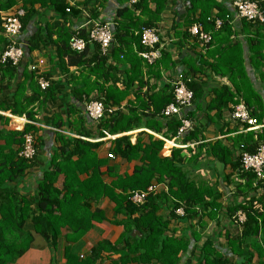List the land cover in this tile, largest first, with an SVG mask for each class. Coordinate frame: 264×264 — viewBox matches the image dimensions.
<instances>
[{
    "label": "trees",
    "instance_id": "trees-1",
    "mask_svg": "<svg viewBox=\"0 0 264 264\" xmlns=\"http://www.w3.org/2000/svg\"><path fill=\"white\" fill-rule=\"evenodd\" d=\"M22 1L29 5L21 18L22 32L27 29L38 14L39 11L34 7L37 2H41L43 5L47 2L54 4L55 10L63 19L61 22L45 24L42 30L43 35L39 37V41L44 46L54 45L53 66L54 69H59L62 72L64 78H60V76L53 79L51 72H41L39 67L34 64L30 67L22 66L26 55L40 45L38 41L37 43L30 42L26 48L24 47V56L19 63L15 64L12 60L2 62L1 55L7 44V39L0 18V93H13L12 100L15 101L12 103L7 98V103L4 102L3 105H0L1 108L9 109L15 115L25 114L31 120H37L35 114L40 108L50 103H56L61 93H74L77 100L85 103L92 97V99H101L107 104L120 105L121 101L130 94L135 81H138L136 104L137 107L142 106L141 108L147 109V111L141 112L137 107H131L128 111L118 109L113 114L101 119L99 126H103L105 130L113 134L127 132L141 124L145 118L146 125L152 130L162 132L163 128L167 126V132H171L173 136L177 134L181 121L175 116L167 118L161 114L163 108L173 101V85L172 92L169 93L166 90L170 89V84L164 85L163 89L158 92H143L146 84L144 76L147 73L145 69L149 74L154 72L155 76H159L160 66H168L170 56L166 50H162L161 55L153 63H149L138 53L146 49L141 43L142 30L152 26L154 21L158 20L169 0H137L132 4V8L129 6L119 8L115 33L118 46L113 48L112 43L108 54L103 53L100 44L90 42L89 35L84 30L74 33L73 36L85 38L86 48L81 52L72 49L70 41L73 36L66 25V20L68 16L70 17L72 9L67 0ZM15 3L16 0H1L0 9H9ZM150 3H155L154 11L150 9ZM260 3L264 8V2ZM214 8H217L218 11L215 16H212ZM139 9L141 14L136 17L135 11ZM198 9L201 10L199 17L196 20H189L187 23L189 26L195 22L201 23L203 29L210 33L212 40L206 44L205 48H201L197 40L200 50L204 53L200 51L196 57L189 56L190 62L189 58L185 60L187 69L184 73L194 76L197 72L208 68L217 75L228 78L229 84H222L216 88L215 96L208 105L210 109H217L216 118L222 119L227 111L228 113L231 111L230 105L236 103L235 96L238 93L252 109V115L259 121H263V100L247 72L243 45L240 39L232 40L231 36L238 31L237 29L246 34L244 40L248 46L246 54L250 66L258 72L264 85V24L246 18H239L237 22L234 9L231 11V8L225 4L221 5L215 0H191L190 12L195 13ZM143 15L149 19L143 20ZM217 19L222 20L221 27H217ZM190 33L186 31L184 35L189 37ZM134 45L137 47L136 49H134ZM111 57L116 63L109 62ZM73 67L81 69L79 74L71 73ZM19 70L23 72V81H19L17 78ZM41 78L50 79V85L46 89H42L40 86ZM14 82L15 85H13ZM118 82L124 84L125 87L120 88L117 85ZM188 86L194 91V100H196V96L199 97L203 93V85L195 79H192ZM28 88L32 93L29 96L24 95ZM93 93L95 95L92 96ZM35 104H37V110L32 107ZM189 112L188 110L187 117L192 119L191 112ZM56 117V125L61 127L62 119L60 117L62 116L56 114ZM161 119L168 120L165 122V126L163 121H160ZM198 128L195 125L193 130L185 135L184 140L198 138ZM32 129L34 126L28 123L24 131H9L12 137L11 142L18 141L21 147L15 153L11 149L10 156H6L4 162L0 164V189L9 190L1 197L0 203V264L14 262L26 253L32 244L33 231L44 235L50 247L55 250L59 247L62 237L61 229L64 226L69 228L66 238L79 239L93 226L92 220H103L100 211L89 215L84 213L80 192H85L86 188H91V186L89 184L76 187L73 182L74 177L70 174L67 175L62 190L56 187L57 171H46L33 196L20 194L18 190L11 187L10 183L21 177L37 157V143V151L32 159L20 155L24 136L32 132ZM238 129L239 125L234 130L226 128L224 133H236L239 131ZM232 139L237 146L242 145V151L253 152L258 141L264 140V132H237ZM73 140L70 141L80 148L67 151L68 160L71 162V157L78 154L80 161L74 163V167L78 168L81 163H85L81 172L92 169L95 172V177L99 176V166L103 161H88L87 154V148H93L96 144L79 139ZM115 143L113 152L123 159L132 160L141 157L144 161L140 166H136L131 175L117 176V180L112 185L108 186L102 181L99 183V193L109 195L113 199L116 204V213L125 214L126 218L119 222L124 226V232L115 243L107 240L99 242L93 247L92 255L86 258H79L73 252L72 244L67 245L63 252L67 259L66 264H96L103 252H114L120 255L118 261L113 264H234L233 259L216 244L213 237L205 238L201 231L194 229L191 232L194 241H191L190 236L178 237L171 230L172 220L176 218L185 221L198 219V226L204 227L207 218H217L221 207L220 194L214 188L205 183H197L190 178L185 169L184 151L174 148L171 155H160L164 141L156 139L154 136H151V142L146 146L139 140L135 144L131 143L130 137L126 135L117 138ZM199 147L198 152L189 158L190 161L193 162L203 150L207 155L214 156L223 164L229 162L236 166V170L240 168V159L237 163L234 162L233 149L224 144L222 140L218 139L211 144L202 143ZM156 176H158V182L166 183L168 190L149 195L143 205L134 204L130 200V193L146 189ZM241 178L246 181L245 184L240 183L241 185L238 187L245 188V190L261 187V184L254 183V176L249 172H243ZM254 200L255 198L252 197L249 203L236 204L229 211L230 215H233L241 208L247 217L239 236H226L229 241V250L234 255L240 253L243 245L247 250L246 255L243 256L244 263L241 261L237 264H254L255 252L264 254V204L259 202L260 206L258 207V204L253 202ZM180 209L185 210L182 217L178 215ZM164 210H167V214L163 212ZM28 220L30 226L26 225ZM135 230L140 233L134 235ZM251 234L260 235L261 241L246 243L245 238L247 239V236ZM72 242L76 241L69 240V243ZM189 252L196 256L194 257L195 263L192 262L191 257H188Z\"/></svg>",
    "mask_w": 264,
    "mask_h": 264
},
{
    "label": "crops",
    "instance_id": "crops-1",
    "mask_svg": "<svg viewBox=\"0 0 264 264\" xmlns=\"http://www.w3.org/2000/svg\"><path fill=\"white\" fill-rule=\"evenodd\" d=\"M1 1V0H0ZM89 1V2H88ZM137 0H126L122 2L121 0H67L72 12L70 17L68 16L66 20V25L69 28L72 36L74 33L84 30L86 34L90 29L91 24H88L89 15L91 19L96 21H101L110 26L114 33L113 48L118 46V42L115 38L116 26L118 22L117 10L124 6H129L132 8V4ZM221 5H226L228 8L231 6L232 0H215ZM264 2V0H257ZM150 9L154 11L155 3H150ZM29 7L22 0H16V3L9 9H2L4 11L12 12L16 9H23L25 12ZM34 7L39 11L32 22L29 24L27 29L21 33L20 40L22 41L23 47H27L30 42L37 43L40 45L26 55V59L23 60V67L25 65L29 66L34 64L37 65L41 72H51L53 79L58 77L64 78V75L59 69H54L55 58V47L54 45L44 46L39 37L43 35V28L45 24H53L56 21H63L61 16L55 10V5L52 3L41 4L37 2ZM191 0H169L168 4L163 13L159 15L158 20L154 21V24L150 27H156L160 33L161 42L158 46V51L166 50L169 54V65L160 66V75L155 76L154 72L148 73V70L144 76L146 82L143 92L144 93H154L163 89L164 85L170 84V89L166 90L167 93L172 92V83L174 77L180 73L185 72L187 69V64L185 60L189 56L196 57L200 53V48L196 37L192 36L190 33V27L188 25L189 20H196L199 17L200 9L195 11V13L190 12ZM218 9L214 8L212 16H215ZM141 14V10L135 11V16L138 17ZM235 16V13H234ZM143 20H148L146 15L142 16ZM235 21H239L235 17ZM197 23V22H195ZM240 24V22H239ZM239 28V27H237ZM234 32L231 36L232 40L240 39L245 52V63L247 66V72L251 78L254 87L258 89L260 96L262 97L264 104V85L260 80L258 72L250 66L247 52V43L245 42L246 34L240 29ZM188 31L190 36H185L184 33ZM137 47L134 45V49ZM92 52V51H91ZM141 52V51H140ZM140 52H138L140 54ZM204 53L203 51H201ZM109 62L116 63L113 57L109 59ZM190 62V58H189ZM81 69L77 67L71 68V73H78ZM22 71L19 70L18 80H24L22 76ZM120 76V74H119ZM191 76V75H190ZM197 82L203 85V93L201 96H196L194 104L189 107V111L192 115V120L194 126L197 125L199 128L198 138L184 140V137L179 139V142L193 144L200 142L199 145L194 147L191 145L185 155V169L189 173L191 179L195 180L197 183H205L206 185L214 188L220 194V211L217 218L206 219L204 227L198 226V219H191L185 221L183 219H173L170 225L171 230L178 237L182 235H188L191 237L192 230L196 229L203 233V236L207 238L208 236L213 237L220 247L228 253V256L233 259V263L237 264L243 261L246 255V248L243 245L240 249V253L234 255L230 251L229 241L227 235L231 237H237L241 234L243 230V223H238L234 220V215L243 209L239 208L235 214L230 215V209L236 204H246L255 198L253 201L255 204L260 206L259 202L264 204V192L258 189H246L238 187L234 181V176L236 173V166L229 162L221 163L214 156L207 155L206 151L202 150V153L192 162L189 160L194 156L200 149L202 143L211 144L216 140H222L224 144L228 145L233 149V160L237 163L239 161V154L242 150V145H236L232 138L236 135L234 132L224 133L226 128L234 130L235 123L231 121L228 111L227 114L223 115L222 119L216 118L217 109H210L208 107L211 100L214 98V90L222 84H229L227 77H222L209 70L204 69L202 72H197L192 76ZM17 81V79H16ZM15 85V82L14 84ZM120 88H124V84L118 82L117 84ZM138 88V81H135L130 94L121 101V110H129L131 107H137L136 93ZM31 91L28 88L27 93L24 95H31ZM95 93L92 94V96ZM13 93H0V105L4 102L7 103V98L13 102ZM237 97H241L236 93L235 100ZM92 99V97H91ZM5 103V104H6ZM68 103V105H67ZM37 110V104L32 106ZM71 107V108H70ZM142 106H138L137 109L141 112H146L147 109H142ZM189 112V113H190ZM56 114L61 115L62 125L57 127ZM0 164L4 162L6 156H10L12 151L18 152L21 144L18 141L11 142V134L9 131H24L28 123L34 126L31 131L34 132L36 137V143L38 147L37 157L30 163L29 167L26 169L24 174L19 177L16 181L11 182L10 185L16 191L18 190L20 194H27L33 196L37 192V185L41 179H43L46 171L55 172L57 171V181L56 187L59 189L64 188V183L68 174L74 177V184L76 187L89 185L85 192H80V198L82 199V209L86 215L100 211L102 214V219L99 221L92 220L93 226L88 229V231L79 239L76 238H66L69 232L68 226H64L62 230V237L60 238L59 247L53 250L47 238L41 233L35 231L32 232V244L26 253L20 256L16 261L9 264H66L67 259L64 257L63 252L67 245L72 246V250L79 258H86L92 255V249L95 245L103 240H107L111 243L117 242L123 232L124 226L119 222L126 218L123 213H116V204L109 195H101L99 183L106 185H112L114 181L117 180V176L131 175L136 166L143 164V159L134 158L132 160L123 159L121 156L113 152L116 146L115 140L124 135L130 137L131 143L135 144L138 140L143 143L144 146L151 142V136L156 139L162 140L160 137H173L171 132H167L166 128H163L162 132H156L146 125V119L144 118L142 123L127 132L121 133H110L105 130L103 126H99L100 122L92 120L85 113V102L79 101L75 97L74 93H61L59 98H57L56 103H50L47 106L40 108L35 118L37 120H31L25 114L22 116L15 115L9 109H4L0 107ZM30 121V122H29ZM163 121L164 126L165 122ZM225 127V128H224ZM260 132H264L262 129ZM168 133V134H167ZM2 135V136H1ZM171 136V137H170ZM175 136V135H174ZM255 136V135H254ZM74 139V140H73ZM75 139L88 141L95 143L96 146L93 148H87L88 151V161H103L99 166L100 175L95 177V172L92 169L88 171L81 170L85 167V163H81L78 168L74 167V163L80 161V156L74 154L71 157V162L68 160L66 153L73 149H79V146H75ZM71 140V141H70ZM205 141V142H203ZM11 143V144H10ZM165 144V143H164ZM172 143L168 142L167 145H163L160 155L169 156L172 153L167 146H171ZM169 152V154H164V152ZM114 154L113 158L108 157V154ZM18 157V156H17ZM187 157V158H186ZM73 162V163H72ZM157 177L152 181V183L159 184L157 193L168 190L166 183L158 182ZM245 184V183H244ZM244 186V185H242ZM238 188L244 190L240 191ZM119 191V190H116ZM9 190L0 189V203L1 197H3ZM156 193V194H157ZM62 196V195H61ZM248 201V202H247ZM262 204V203H261ZM184 209V208H183ZM180 209L178 215L182 217L185 210ZM164 213L167 210L163 211ZM167 214V213H166ZM100 215V214H99ZM1 219V214H0ZM247 219V217H246ZM245 219V221H246ZM30 221L28 220L26 225L30 226ZM69 240H74L76 242L69 243ZM261 241L260 235H249L246 243H252V241ZM191 241H194L191 237ZM69 243V244H68ZM229 251V252H228ZM192 252V251H191ZM189 252L188 257L192 258V262L195 263L196 260L193 255ZM120 255L114 252H103L102 256L97 260L96 264H113L117 262ZM242 259V260H241ZM260 259V260H259ZM253 261L254 264L264 263V254H259L255 252ZM244 263V261H243Z\"/></svg>",
    "mask_w": 264,
    "mask_h": 264
},
{
    "label": "built area",
    "instance_id": "built-area-1",
    "mask_svg": "<svg viewBox=\"0 0 264 264\" xmlns=\"http://www.w3.org/2000/svg\"><path fill=\"white\" fill-rule=\"evenodd\" d=\"M232 7L235 11L236 18H246L254 22L264 24V8L262 4L257 0H233ZM69 10V9H68ZM25 11L23 9H16L12 12L4 11L0 9V18L2 21V27L4 35L7 39V44L1 55L2 62L12 60L17 64L24 56V47L20 40L22 33V21ZM88 24H91L88 31L89 41L100 44L104 54H108L114 41V33L110 26L101 21L88 18ZM222 20L217 19V27H221ZM190 32L200 43V47H206L207 43H210L212 37L210 33L203 29L201 23H195L190 27ZM161 38L160 33L156 27H146L141 32V43L146 48L140 52V55L146 59L149 63H153L159 56L158 46L160 45ZM70 45L72 49L79 52L86 48L87 41L83 37L74 35L71 38ZM193 77L186 75L184 72L178 73L173 79V101L166 105L161 114L164 117H177L181 121V126L175 136L160 137L164 141L166 146L168 142L172 145L168 148L170 151L174 148L186 150L192 145H199L200 142L193 144L179 142V139L183 138L187 133L193 130L194 123L192 119L187 117V111L189 107L194 104L195 94L194 91L189 88L188 84L192 81ZM42 89H46L50 85V79L41 78L39 80ZM231 111L229 116L231 121L235 123V126L239 125V131H255L260 132L264 129V120L259 121L258 118L252 115V109L248 107L245 100L242 97L236 98V103L230 105ZM121 106H114L107 104L101 99H91L85 103V113L92 120L100 122L101 119L113 114ZM236 132V133H237ZM24 144L20 155L27 159H32L36 154V137L33 132H29L24 136ZM205 142V141H203ZM240 156V168L236 171L234 181L236 184H244L246 180L241 178L243 172H249L254 176V183L261 184L260 190L264 192V140H259L256 149L253 152L242 151ZM108 157L113 158L112 153L108 154ZM159 184L152 183L144 190H136L130 193V200L137 205H143L148 196L157 193ZM180 211V210H178ZM245 211H239L234 215V220L239 223L245 222Z\"/></svg>",
    "mask_w": 264,
    "mask_h": 264
},
{
    "label": "water",
    "instance_id": "water-1",
    "mask_svg": "<svg viewBox=\"0 0 264 264\" xmlns=\"http://www.w3.org/2000/svg\"><path fill=\"white\" fill-rule=\"evenodd\" d=\"M140 232L138 230L134 231V235L139 234Z\"/></svg>",
    "mask_w": 264,
    "mask_h": 264
},
{
    "label": "rangeland",
    "instance_id": "rangeland-1",
    "mask_svg": "<svg viewBox=\"0 0 264 264\" xmlns=\"http://www.w3.org/2000/svg\"><path fill=\"white\" fill-rule=\"evenodd\" d=\"M169 147H170V146H167V148H169ZM165 153H166V154H169V153H170V151H169V152H166V151H165V152H164V154H165Z\"/></svg>",
    "mask_w": 264,
    "mask_h": 264
},
{
    "label": "bare ground",
    "instance_id": "bare-ground-1",
    "mask_svg": "<svg viewBox=\"0 0 264 264\" xmlns=\"http://www.w3.org/2000/svg\"><path fill=\"white\" fill-rule=\"evenodd\" d=\"M244 224V223H243ZM242 226V225H241ZM243 227V226H242Z\"/></svg>",
    "mask_w": 264,
    "mask_h": 264
}]
</instances>
